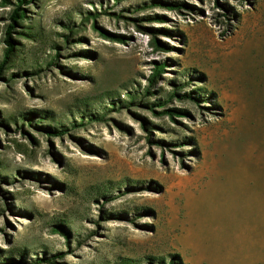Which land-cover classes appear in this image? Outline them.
Listing matches in <instances>:
<instances>
[{
    "label": "rangeland",
    "instance_id": "1",
    "mask_svg": "<svg viewBox=\"0 0 264 264\" xmlns=\"http://www.w3.org/2000/svg\"><path fill=\"white\" fill-rule=\"evenodd\" d=\"M18 2L0 264H264V0Z\"/></svg>",
    "mask_w": 264,
    "mask_h": 264
},
{
    "label": "trees",
    "instance_id": "2",
    "mask_svg": "<svg viewBox=\"0 0 264 264\" xmlns=\"http://www.w3.org/2000/svg\"><path fill=\"white\" fill-rule=\"evenodd\" d=\"M18 1H19L18 2V6L12 11V13L10 15V20L13 23L16 22L15 18H19L21 16L20 13H19L20 8H21L19 4H23V3L26 4V3L30 2V0H18ZM11 29H13V25L12 24H10L8 26V30L6 31V36H5V39H4L5 49H4V54H3V60L0 63V73L2 71V68L4 67L3 64L5 62H7V60H9V58H11V56H13V54L15 52L14 40L10 37ZM114 37H117V36H114ZM117 38H120V37H117ZM158 68L159 69L155 70V74L153 76H157L161 72L162 66L158 67ZM175 95H176V92H172L170 97H173ZM168 112L171 113V114L180 113V111L176 110V109H168ZM43 130L46 133H50V134H53V135L63 134V132H64L62 130H51L49 128H46V129H43ZM58 229L62 231L61 227H58ZM54 258H55V256L48 257V258L37 259V260L34 261V264H38V263H40L43 260H45L46 262H48L50 264H55L56 261L54 260Z\"/></svg>",
    "mask_w": 264,
    "mask_h": 264
}]
</instances>
